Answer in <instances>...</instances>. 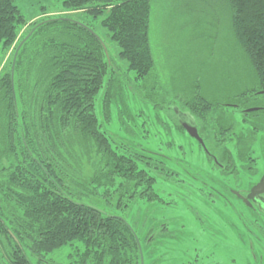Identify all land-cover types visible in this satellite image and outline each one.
I'll list each match as a JSON object with an SVG mask.
<instances>
[{"label": "trees", "instance_id": "trees-1", "mask_svg": "<svg viewBox=\"0 0 264 264\" xmlns=\"http://www.w3.org/2000/svg\"><path fill=\"white\" fill-rule=\"evenodd\" d=\"M16 1L0 0V61L14 46L0 74V264H141V250L146 264L145 246L156 240L142 241L126 217L111 209L125 212L137 199H158V172L167 180L177 173L161 152L102 129L101 121L113 114L125 119L114 98L119 92L112 96L114 61L92 22L70 14L100 20L119 60L145 79L155 67L152 0H62L69 14L32 23ZM227 6L235 38L259 81L251 92L230 94L244 108L253 91L264 90V0H227ZM193 87L171 109L177 117L179 111L201 119V130L210 124L209 102L201 82ZM212 129L208 133L215 134ZM65 251L67 262L53 257Z\"/></svg>", "mask_w": 264, "mask_h": 264}, {"label": "rangeland", "instance_id": "rangeland-1", "mask_svg": "<svg viewBox=\"0 0 264 264\" xmlns=\"http://www.w3.org/2000/svg\"><path fill=\"white\" fill-rule=\"evenodd\" d=\"M16 3L28 23L69 14L62 0ZM70 15L92 22L114 61L117 80L112 96L119 92L114 98L127 113L123 112L124 121L117 114L109 122L101 121L102 129L117 140L129 139L161 152L167 167L177 173L167 180L159 169L157 175L164 179L155 184L158 199H137L125 212L111 209L126 217L142 241L156 240L145 246L146 264H264V214L231 192L250 191L264 172V94L253 91L260 95H253L244 108L235 107L230 96L243 89L251 92L259 81L235 38L227 0H152L155 67L145 79L136 78L119 60V48L105 36L100 20L91 21L84 13ZM27 30L28 26L21 34ZM13 51L14 46L1 54L0 74L9 67ZM198 82L210 111V124L201 135L206 148L228 165V172L218 169L171 109L182 105L189 98L182 96L184 91ZM96 103L101 119L102 92ZM250 108L257 109L242 111ZM211 127L215 134L208 133ZM95 203L107 208L102 199ZM67 254L53 257L65 263Z\"/></svg>", "mask_w": 264, "mask_h": 264}, {"label": "water", "instance_id": "water-1", "mask_svg": "<svg viewBox=\"0 0 264 264\" xmlns=\"http://www.w3.org/2000/svg\"><path fill=\"white\" fill-rule=\"evenodd\" d=\"M103 46L105 48L106 53L108 54L107 47H106V45L104 43H103ZM259 93L264 94V90H261ZM256 109L257 108H250L247 111H254ZM177 113L180 115L179 111ZM183 127L186 129V131L189 133V135L194 137L207 151V148L205 146V142H204L203 138L199 135L197 127L192 125V124H190V123H188V122L184 123ZM234 194L237 197L243 199V201L245 203H247L248 205H252L251 200L252 201H257L260 204L261 209L264 211V198L260 197L262 194H264V176L261 178V180L256 185H254L251 188L250 192L248 193V195L246 197H243L238 191H234ZM10 233L12 234L11 231H10ZM13 237H14V239L16 241H18L17 238L14 235H13ZM137 241L139 242L138 239H137ZM139 246L141 248L140 243H139ZM141 255H142L141 264H144V257H143L142 250H141Z\"/></svg>", "mask_w": 264, "mask_h": 264}, {"label": "flooded vegetation", "instance_id": "flooded-vegetation-1", "mask_svg": "<svg viewBox=\"0 0 264 264\" xmlns=\"http://www.w3.org/2000/svg\"><path fill=\"white\" fill-rule=\"evenodd\" d=\"M255 94H257V95H260L259 93H255ZM235 107H237L238 108V104H235ZM247 111V109H243L242 111ZM245 111V112H246ZM178 120H179V122H180V124L183 126L184 125V123H186V122H188V123H190V124H192V125H194V126H196L197 127V129H198V133H199V135L204 139V137L201 135V131H200V129H199V127H198V125H199V120L198 119H193V120H189L188 119V117H187V114H185V113H183V112H180V115L178 114ZM206 144V143H205ZM207 146V145H206ZM207 155L212 159V161H213V163H215L216 165H217V167H218V169L219 170H221L223 173L224 172H228L229 170V168H228V165L226 164V163H222V162H220L219 161V159L217 158V156L213 153V152H211V151H209V149H207ZM242 155V154H241ZM232 172V169L230 170V172L229 173H231ZM264 176V172L262 173V175H261V177H260V179L254 184V185H256L260 180H261V178ZM253 185V186H254ZM252 188V187H251ZM251 188H250V190H251ZM241 190V191H240ZM234 191H238L243 197H246L247 195H248V193L250 192V191H247L246 192V190H243L242 191V189H239V190H235V189H231V192L232 193H234ZM246 192V193H245ZM260 197H262V198H264V194H262ZM239 198V197H238ZM243 203H244V201H243V199H241V198H239ZM251 203H252V205H250L252 208H254V209H256V210H259L261 213H263L264 214V211L261 209V207H260V204L257 202V201H252L251 200Z\"/></svg>", "mask_w": 264, "mask_h": 264}]
</instances>
